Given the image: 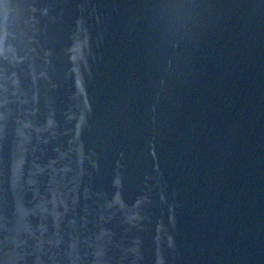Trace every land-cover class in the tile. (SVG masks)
Returning <instances> with one entry per match:
<instances>
[{"label": "water", "instance_id": "obj_1", "mask_svg": "<svg viewBox=\"0 0 264 264\" xmlns=\"http://www.w3.org/2000/svg\"><path fill=\"white\" fill-rule=\"evenodd\" d=\"M0 264H264V0H0Z\"/></svg>", "mask_w": 264, "mask_h": 264}]
</instances>
